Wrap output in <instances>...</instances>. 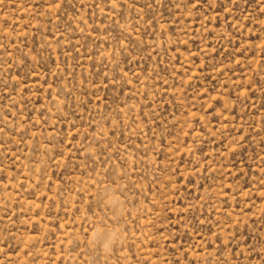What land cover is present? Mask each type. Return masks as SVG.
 I'll return each instance as SVG.
<instances>
[{
  "label": "rangeland",
  "instance_id": "obj_1",
  "mask_svg": "<svg viewBox=\"0 0 264 264\" xmlns=\"http://www.w3.org/2000/svg\"><path fill=\"white\" fill-rule=\"evenodd\" d=\"M0 264H264V0H0Z\"/></svg>",
  "mask_w": 264,
  "mask_h": 264
},
{
  "label": "bare ground",
  "instance_id": "obj_2",
  "mask_svg": "<svg viewBox=\"0 0 264 264\" xmlns=\"http://www.w3.org/2000/svg\"><path fill=\"white\" fill-rule=\"evenodd\" d=\"M108 245V244H107Z\"/></svg>",
  "mask_w": 264,
  "mask_h": 264
}]
</instances>
